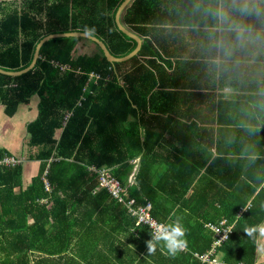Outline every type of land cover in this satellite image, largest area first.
I'll return each instance as SVG.
<instances>
[{
	"label": "crops",
	"instance_id": "1",
	"mask_svg": "<svg viewBox=\"0 0 264 264\" xmlns=\"http://www.w3.org/2000/svg\"><path fill=\"white\" fill-rule=\"evenodd\" d=\"M133 1L135 0L120 13L118 21L141 38V45L143 37L152 41V46L163 60L149 54L145 58L138 57L139 64L145 65L154 77L161 75L164 85L161 88L157 85L152 90L153 93L148 95L147 111L141 116L140 112L137 115L139 119L126 111L131 116L129 121L139 126L140 142L145 145L146 157L143 162L140 160L142 154L127 160L128 167L122 169L127 185L122 186L127 191L126 197L135 202L132 196L128 197L127 188L133 185L130 190L136 191L137 186L134 182L129 184L128 179L135 176L142 164L148 169L144 179L145 190L152 196V201L146 203L150 205V209L156 205V211L166 214L162 223H171L179 218L192 231L196 227L190 226L186 221L193 217L190 222L201 223L211 235L212 243L214 237L207 226L226 218L203 222L201 215L212 216L221 205L225 202L232 203L234 198L236 201H246L240 208V211L245 208L246 211L258 190V186L254 187L256 192L250 196L248 186H253L252 181H257L264 175V0H217L215 4L212 3L213 6L197 0H145L144 5L137 7L138 14L135 18L138 23L134 27L159 34L160 43H156L160 48H157L154 38L143 36L147 34L142 31V35L135 32L125 23L124 14ZM97 2L93 5L90 0H0V22H8L12 29L13 24L21 26L24 17L30 19L32 23L27 30L36 39L40 37V40L50 35L78 33L47 40L66 38L67 42L63 46L69 47L68 59L73 62L79 57L90 56L97 50H94V46L91 47V40L79 35L85 34V31L80 30V16L83 19L88 11L93 8L96 10L95 7L97 11H106L107 4L111 3L109 0ZM121 3L113 17L116 28L115 17ZM221 11L226 13V20H221L217 15ZM54 19H61V23L56 25ZM50 29L52 32L45 34ZM17 33V40L11 44L10 37L2 31L0 54L12 46L18 52L21 50L28 31L24 33L18 27ZM90 36L98 39L93 34ZM32 58L33 55L31 61ZM146 59L154 61L155 67L146 63ZM164 61H169L170 64ZM69 62L60 63L52 59L50 67L63 74L71 67ZM74 73L79 74L78 70ZM92 74L90 77L93 79ZM17 76L20 75L14 77ZM97 77L93 81L96 85L99 84V76ZM172 82L175 88H168ZM91 85L93 84L88 80L84 86L86 93ZM10 87L13 88L14 84L7 83L0 88V161L6 164V157L13 158L18 163L15 166L0 165V170L18 168L19 182H14L11 194L17 197L29 189L41 188H32V184L44 166L41 181L48 196H41L36 203L40 207H50L53 203V186L46 175L49 164L62 158L55 156V143L47 162L37 159L44 150L41 146L29 144L28 126L39 117L41 99L33 94L20 102L13 112L7 113V107L1 99L6 93L11 95ZM92 94V97H96L95 93ZM84 99L85 97L80 98L82 101ZM152 106L153 109L161 107V111L155 112ZM187 108H192L193 112L186 113ZM99 112L104 115L103 111ZM61 113H64L65 121L54 132L55 142L59 141L66 121L72 114L68 111ZM80 121L85 124L78 128L79 139L74 152L81 146L84 136L93 133L94 122L89 109L85 108ZM135 134L134 128L128 137ZM143 135L148 138L145 140ZM123 141L119 132L115 131L112 145H120ZM125 141L131 145L132 153L138 151L139 145L133 139ZM62 161L75 163L73 156L65 157ZM92 168L95 167L86 169ZM187 168L191 170L187 171ZM104 169L120 181L122 175L114 176L108 168ZM237 170H242L244 174L241 175ZM190 173H193V179L189 177ZM235 174H240L237 182L234 181ZM61 175L56 166L54 179L57 181L62 178ZM190 180L192 183L187 189L188 196L181 197L183 185ZM261 185L264 187V176ZM95 195V192H85L80 196L81 199L75 197V201H70V207L66 211L73 223L64 227V253H59L62 245L58 241L61 228L50 221L44 225L39 223L37 216L42 211L34 214L36 223L29 217L27 225L33 226L35 223L30 236L32 250H29V259L41 261L39 264H208L197 259L194 256L198 254L196 252H190L191 259H170L171 256L162 245L157 246L155 253L148 254L146 245L152 235L150 228H147L149 231L140 233H135L134 229L130 233L125 232L128 229L125 226L126 220L118 218L106 207L110 199L115 204L123 205L108 193L100 194L102 196L99 198H95ZM135 205L139 206L136 202ZM123 208L125 209L124 206ZM151 217L158 222L152 215ZM235 220L230 224L234 225ZM227 222L229 223L228 220ZM261 225H264V220L258 226ZM27 234V231L15 234L9 228H3L0 231V246L8 247L7 244L23 242L18 246L24 247L23 235ZM181 252L189 251L186 248ZM214 260L218 264H246L244 261H224L219 252ZM248 260L251 264H264V235H261L258 227L254 259Z\"/></svg>",
	"mask_w": 264,
	"mask_h": 264
},
{
	"label": "trees",
	"instance_id": "2",
	"mask_svg": "<svg viewBox=\"0 0 264 264\" xmlns=\"http://www.w3.org/2000/svg\"><path fill=\"white\" fill-rule=\"evenodd\" d=\"M90 1L93 5L98 3L97 0ZM109 1H111V3L107 4L108 7L106 11L100 9L99 12L97 11V7H95L96 10L93 8V10L88 11V13L85 14L86 16H83V19L82 16H80L79 26L80 30L85 31V29H88L91 34L101 40L112 56L121 58L134 49L135 42L120 33L113 21L116 9L122 0ZM144 1L145 0L133 1L124 14V21L135 32L142 35V31L147 34L143 36H151L152 39L154 38L153 40L157 48H160L158 46L160 43L158 38L160 37L159 34L134 27V25L138 23L135 18L138 14L137 7L144 5ZM197 1L202 4L211 3V6H213L212 3L215 4L217 0ZM201 9H203L202 6ZM54 21L56 25L61 23V19H54ZM31 23L30 19L28 20L24 17L21 26H19V24H13L11 29L8 22H0V35L2 31H4V33L10 37V43L17 40L18 27H20L24 33L28 31L19 52L12 46L7 49V51L0 54V67L7 71H18L29 65L34 48L40 40V37L36 39L35 36L27 30V27L31 26ZM51 32L52 29L47 30L45 34L48 35ZM42 36H44V34ZM66 42V38L52 39L45 42L39 50V59H37L34 68L20 76L14 77L0 74V88L7 83L14 84L13 88H9L11 95L6 93V96L3 95L1 99L7 107V113L13 112L20 102H24L33 94L38 95L41 99L39 117L28 126L30 134L29 144L31 146H41L44 150L37 159L41 160V162H47L48 158L53 153V147L56 143V151L54 152L56 153V157H60V159L62 158L63 160L65 157L70 158L73 156V160L75 161V163H69L60 160L49 164L46 177L53 186L51 192L53 203L50 207H40L36 203L41 196H48L43 190L41 181L44 166L33 179L32 184V188H34V186H40L41 188L29 189L17 197L11 194L14 182H19L18 168L0 170V231H2L3 228H9V231H13L15 234H18L20 231L28 232L27 235H23L25 237V239H23L24 247L18 246L23 244V242L14 243V245L10 243L6 245L8 247L0 246V264L42 263L36 259H29V250H32L30 236L34 229V224L36 223L34 214L37 211H42L37 216V221L39 223L44 225L49 224L47 222L50 221V223L61 228L58 241H60L62 245L60 246L59 253H64V241L66 239L64 227L66 224L70 225L73 223L70 215H67L66 211V209L70 207V201H75V197L81 199L80 196L85 192L88 194H92V192L97 193L95 198L101 197L102 195L100 194L107 193L104 189H99V176L94 169L108 168L114 176L122 175L123 167H128L127 160L135 159L142 154L140 160L143 162L146 157V151L144 152L145 145L140 142L141 134L139 126L129 121L131 117L129 114H133L135 115V119H139L137 115L141 112V116L147 111L148 95L153 93L152 90H155L157 85L160 88L164 85L161 75L154 77L145 65L139 64L138 57L145 58L150 54L149 56H157L160 58L158 51L152 46V41L143 37L140 51L136 56L121 63L107 61L101 50L94 43V47L97 49L96 53L83 58L79 57L73 62H69V47L63 46ZM52 59L60 63L69 62L71 67H69V70L65 73L60 74L57 70L50 67V61H52ZM160 59L163 60L162 58ZM164 62L168 65L170 64L169 61ZM146 63L155 67L154 61L150 59H146ZM75 70H78V75H75ZM92 73L93 75L96 74V76H99V84L96 85L93 83L98 77L92 79L90 77ZM155 78L157 80H155ZM88 80H90L93 85L89 87L86 93L84 86ZM170 86L171 87L168 88H175L173 82ZM183 88L185 89L186 87L184 86ZM97 91H99V93ZM92 93H95L96 97H92ZM82 97H85L84 101L80 100ZM79 100L80 105L77 104ZM85 108L89 109L92 113L94 122L92 125L93 133L91 132L84 136L81 146L74 152L79 139L78 128L80 125L83 126L85 124L80 121V115L84 112ZM151 108L153 109V106ZM208 108V105H206L207 110ZM153 110L155 112L161 111V107H155ZM171 110L175 111L173 108H171ZM61 111L72 112V114L66 121L59 141L55 142L53 139L54 132L61 128L65 121L64 113H61ZM99 111H103L104 115ZM126 111H130L129 114H127ZM185 112L191 113L193 110L192 108H187ZM134 128L136 134L128 137ZM115 131L119 132L124 141L120 145L117 143V145L113 146ZM95 137H97V140ZM143 137L145 140L148 138V136L145 135H143ZM126 139H133V142L139 145L137 152L132 153L131 145L125 141ZM237 141L238 140H234V142ZM43 164L45 165V163ZM56 166L62 174V178H59L57 181L54 179V169ZM87 167L95 168L88 170L86 169ZM190 170V168H187V171ZM147 171L148 169L146 167L142 164L139 165L133 177L134 184L137 186L136 191L130 190L133 185L127 188V190H129L128 197L132 196L131 198L136 200L135 202L137 205H143L146 201H152V196L148 195V191L145 190L144 186V179ZM237 171L241 175L244 174V172H241L242 170ZM240 174H235V182L240 178ZM192 176L193 173H190L189 177L193 179ZM263 176L257 181H252L253 186H248V189H250V196L256 192L257 186L258 190L250 200L251 204L249 208L241 214L240 218H237V214L240 212V208L246 204V201H236V198H234L232 203L227 204L225 202V204L221 205L212 216L201 215L200 217L203 222H214L224 217L229 223L237 218L228 240L224 242L215 253H221L224 261H244L246 264H251V261L248 259H254L256 232L248 235L245 229L258 227L259 223L264 220V187L261 185ZM124 178L125 177L122 175L119 179L121 185L126 186L127 181ZM191 183L192 180L183 185L181 197L188 196L187 189L190 188ZM96 189L99 190L96 191ZM192 195L193 193L189 196ZM184 205L185 203L183 202V206ZM106 207L108 210H112L118 218L126 220L125 226L128 229L125 232L130 233L133 229L135 233L149 231L146 226L135 225V219L126 214L123 206L115 204L114 200L110 199ZM193 207L195 208V205ZM150 212L153 218L158 222L162 223L164 222L163 220L166 219V214L156 211V205L150 209ZM29 217L33 218L35 221V223L32 224L33 226L27 225V219ZM191 219L194 218L191 217L186 222L190 226H195L196 228L192 231L188 230L187 233V250L189 252H179L175 256L170 255V259L187 260L191 259L190 252H196L200 255L210 249L211 235L204 230L201 223L197 222L192 224V222H190ZM167 222L169 221H166V223ZM27 240L29 243H27Z\"/></svg>",
	"mask_w": 264,
	"mask_h": 264
},
{
	"label": "built area",
	"instance_id": "3",
	"mask_svg": "<svg viewBox=\"0 0 264 264\" xmlns=\"http://www.w3.org/2000/svg\"><path fill=\"white\" fill-rule=\"evenodd\" d=\"M62 69V67H59ZM93 76V74H92ZM93 77H96L94 75ZM4 162L6 164H2V161H0V165H16L18 162H16L13 158H4ZM94 171L98 174L99 179V189H104L111 197H113L118 203L122 204L127 213L135 219V225H143L150 228L151 232L153 233V229L150 226L152 221H155L152 219L150 215V205L148 203H145L143 205L136 206L135 202L132 199H128L126 197L127 191L126 189L121 185L120 181L117 180L115 177H113L107 170L105 169H94ZM129 184H133L134 178L131 177L128 179ZM126 198V200H125ZM246 209V208H245ZM245 209L241 210L237 217H240L243 211ZM209 230L211 231L214 239L211 243L210 249L206 251L204 254H195L194 256L204 262H207L208 264H218L214 259L216 256V251L219 247L222 246L224 242H226L229 238V236L232 233V227L233 223H228L226 219L221 218L217 221L216 224H209L207 226Z\"/></svg>",
	"mask_w": 264,
	"mask_h": 264
},
{
	"label": "clouds",
	"instance_id": "4",
	"mask_svg": "<svg viewBox=\"0 0 264 264\" xmlns=\"http://www.w3.org/2000/svg\"><path fill=\"white\" fill-rule=\"evenodd\" d=\"M244 11V9H241ZM221 20H226L227 15L223 11L217 14ZM85 35H91L88 29H85ZM153 229L151 239L147 241L148 254H153L158 245H162L169 255L175 256L178 252L184 251L188 246L187 233L188 229L177 218L171 223H159L152 221L150 225ZM261 235H264V225L258 226ZM257 231V227L246 228L248 235Z\"/></svg>",
	"mask_w": 264,
	"mask_h": 264
},
{
	"label": "water",
	"instance_id": "5",
	"mask_svg": "<svg viewBox=\"0 0 264 264\" xmlns=\"http://www.w3.org/2000/svg\"><path fill=\"white\" fill-rule=\"evenodd\" d=\"M132 0H124L121 5L119 6L118 10H117V13H116V26H117V29L120 33H122L123 35H125L126 37H128L129 39H131L132 41L135 42V48L129 53L127 54L126 56L124 57H121V58H117V57H114L112 56L109 51L107 50L106 46L103 44L102 41L94 38V37H91L89 35H85L84 33H81L79 34L80 36H83L89 40H91L102 52V54L104 55V57L106 58L107 61L109 62H124V61H127L129 60L130 58H132L133 56H136V54L138 53L139 49H140V46H141V38L136 35L134 32H132L131 30L127 29L124 25H122L120 23V21H118V17L120 15V13L122 11H124V9L130 4ZM78 33L74 32V33H69V34H57V35H50V36H47L45 38H43L42 40H40L34 50V53H33V58H32V61L31 63L28 65V67H26L25 69L21 70V71H17V72H11V71H5L3 69L0 68V74H3V75H6V76H15V75H21V74H24L26 72H28L29 70H31L34 65H35V62L36 60L38 59L39 57V48L40 46L45 42L47 41L48 39L52 38V37H57V36H71V35H77Z\"/></svg>",
	"mask_w": 264,
	"mask_h": 264
},
{
	"label": "rangeland",
	"instance_id": "6",
	"mask_svg": "<svg viewBox=\"0 0 264 264\" xmlns=\"http://www.w3.org/2000/svg\"><path fill=\"white\" fill-rule=\"evenodd\" d=\"M92 46H95V45H94L93 43H91V47H92ZM94 50H95V48H94ZM96 52H97V51H95V53H96ZM93 76H94V75H93Z\"/></svg>",
	"mask_w": 264,
	"mask_h": 264
}]
</instances>
